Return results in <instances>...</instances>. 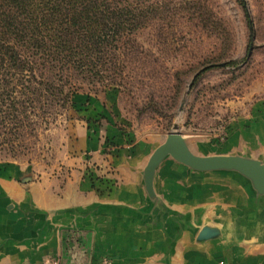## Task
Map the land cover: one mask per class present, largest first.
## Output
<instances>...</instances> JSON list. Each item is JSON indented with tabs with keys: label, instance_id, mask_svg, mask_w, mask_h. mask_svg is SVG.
<instances>
[{
	"label": "rangeland",
	"instance_id": "1",
	"mask_svg": "<svg viewBox=\"0 0 264 264\" xmlns=\"http://www.w3.org/2000/svg\"><path fill=\"white\" fill-rule=\"evenodd\" d=\"M112 1L111 35L95 41L93 65L58 76L0 71L1 173L61 179L80 120L97 117L123 136L109 146L155 147L178 132L227 152L229 136L264 102V0H245V8L241 0ZM113 180L102 182L104 192ZM95 251L68 264H98L104 254Z\"/></svg>",
	"mask_w": 264,
	"mask_h": 264
},
{
	"label": "crops",
	"instance_id": "2",
	"mask_svg": "<svg viewBox=\"0 0 264 264\" xmlns=\"http://www.w3.org/2000/svg\"><path fill=\"white\" fill-rule=\"evenodd\" d=\"M75 102L85 107L83 98ZM80 122L61 179L24 183L11 169L0 172V264H40L49 256L72 263L83 249L104 254L98 264L105 253L115 255L114 264H264V194L248 178L191 171L167 158L151 197L141 180L150 145L109 146L110 138L123 140L116 128L105 119ZM240 123L226 148L245 146L264 161V102ZM107 178L115 182L108 193ZM68 208L75 213H63ZM68 220L76 228L62 231L60 245L32 257L41 230ZM205 226L217 232L200 239Z\"/></svg>",
	"mask_w": 264,
	"mask_h": 264
},
{
	"label": "trees",
	"instance_id": "3",
	"mask_svg": "<svg viewBox=\"0 0 264 264\" xmlns=\"http://www.w3.org/2000/svg\"><path fill=\"white\" fill-rule=\"evenodd\" d=\"M241 3L245 8V0ZM112 5V0H0V71L58 76L93 65L90 57L101 51L95 41L112 30ZM101 8L109 11L106 18ZM246 15L252 26L247 9Z\"/></svg>",
	"mask_w": 264,
	"mask_h": 264
},
{
	"label": "water",
	"instance_id": "4",
	"mask_svg": "<svg viewBox=\"0 0 264 264\" xmlns=\"http://www.w3.org/2000/svg\"><path fill=\"white\" fill-rule=\"evenodd\" d=\"M178 126H175V130ZM235 147V146H234ZM244 149V150H241ZM185 166L191 171L198 172H229L242 175L248 178L255 190L264 194V161L245 154V146H238L229 149L227 152L212 151L201 143H192L178 132L168 134L167 138L159 145H150L146 164L141 180L143 181L148 194L155 196V176L158 167L167 159ZM24 183L31 182V179H22ZM75 208L65 209L63 213H75ZM50 213V212H46ZM61 224L54 227H47L41 230L38 244L31 251V255L38 256L40 253L60 245L62 231L75 229L74 224ZM215 228L205 226L202 228L200 239H208L216 234Z\"/></svg>",
	"mask_w": 264,
	"mask_h": 264
},
{
	"label": "built area",
	"instance_id": "5",
	"mask_svg": "<svg viewBox=\"0 0 264 264\" xmlns=\"http://www.w3.org/2000/svg\"><path fill=\"white\" fill-rule=\"evenodd\" d=\"M40 264H68L61 257L49 256L45 258ZM100 264H114L112 258L104 257ZM219 264H227L225 261H220Z\"/></svg>",
	"mask_w": 264,
	"mask_h": 264
}]
</instances>
